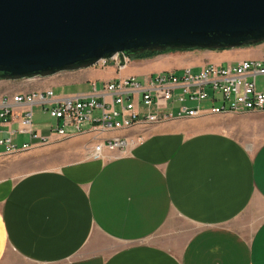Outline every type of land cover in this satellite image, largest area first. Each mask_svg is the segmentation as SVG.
Masks as SVG:
<instances>
[{
    "label": "crops",
    "instance_id": "1",
    "mask_svg": "<svg viewBox=\"0 0 264 264\" xmlns=\"http://www.w3.org/2000/svg\"><path fill=\"white\" fill-rule=\"evenodd\" d=\"M204 55L210 61L202 60L200 69L224 67V59L236 60L231 66L264 61V43ZM145 64L64 72L45 87L19 93L90 95L94 84L101 89L156 75ZM0 84V95H12L11 82ZM250 116L251 148L249 140L214 126L224 116L203 115L102 135L140 131L141 141L111 157L68 160L85 154L76 136L10 159L0 152V163L11 165L58 156L64 163L0 179V264H264V112ZM48 118L47 125L36 123L34 111L43 134L58 123ZM29 141L16 138L20 146Z\"/></svg>",
    "mask_w": 264,
    "mask_h": 264
},
{
    "label": "water",
    "instance_id": "2",
    "mask_svg": "<svg viewBox=\"0 0 264 264\" xmlns=\"http://www.w3.org/2000/svg\"><path fill=\"white\" fill-rule=\"evenodd\" d=\"M264 43V0H0V81L46 79L115 56Z\"/></svg>",
    "mask_w": 264,
    "mask_h": 264
},
{
    "label": "built area",
    "instance_id": "3",
    "mask_svg": "<svg viewBox=\"0 0 264 264\" xmlns=\"http://www.w3.org/2000/svg\"><path fill=\"white\" fill-rule=\"evenodd\" d=\"M131 59L118 55L97 66L106 67L113 62L121 71ZM192 71L187 68L181 72H161L145 81L129 77L104 83L101 89L94 84L90 95L64 97L53 89L0 95L2 154L15 155L87 133L106 135L203 115L264 112V91L258 90L257 83L264 77V61L247 60L227 67L207 64L197 74ZM205 102L212 107L202 109ZM37 106L58 122L46 134L34 125L33 109ZM15 122L17 129L11 126ZM19 136H28L30 141L20 146L16 143ZM141 140L139 137L136 142ZM133 144V139L127 137H105L95 156H102L104 148L126 151Z\"/></svg>",
    "mask_w": 264,
    "mask_h": 264
},
{
    "label": "rangeland",
    "instance_id": "4",
    "mask_svg": "<svg viewBox=\"0 0 264 264\" xmlns=\"http://www.w3.org/2000/svg\"><path fill=\"white\" fill-rule=\"evenodd\" d=\"M221 52H225L228 50H220ZM219 51H206V50H168L165 52H156L154 54H148L138 57H133L129 66L136 61V63L146 62L145 65L151 66L149 72L153 74H157L159 72L169 71V72H179L182 68L193 67V74L199 73L200 64L203 62L202 60L208 62L210 61L207 57H205L204 53H218ZM209 55V54H208ZM209 57V56H208ZM211 63V62H209ZM236 60H227L224 59L222 62L223 66L226 67L228 65L236 64ZM184 68V69H185ZM163 69V70H162ZM48 78L39 79L35 82L29 81H19V82H11L10 88L7 89V92L15 95L19 92H29L34 90L37 87H45ZM258 88H264V77H260L257 81ZM1 85V84H0ZM48 88V87H46ZM1 92V86H0ZM191 107L197 106L196 104H189ZM202 109H208L212 107L210 103H202ZM41 108V109H40ZM42 107H35V122H41L44 125L50 123V119L43 114H41ZM251 114H258L256 112H248L243 114H224V115H213V116H224L217 117L214 121V126L220 128L227 134H230L236 138H241L243 140H249V147L252 146V141L256 138L255 133L253 131V122L254 120L250 116ZM254 116V115H253ZM139 133H122L119 136L127 137L129 139H133L136 142V139L139 138ZM79 140L77 146L80 149H85V154H72L69 156L68 160L77 161L81 158H87L96 155V148L103 144L105 137L102 135H97L96 133H87L76 136ZM60 141V142H64ZM47 146H39L38 149H44ZM125 150H111L109 148H104L101 155H105L106 157H111L117 155L119 153H123ZM0 152H3L0 149ZM28 152V151H27ZM26 152L15 154V155H4L5 159H10L14 156L23 155ZM58 160H61V157H54L53 159L46 161L45 163H22L21 165H11V163H0V179L5 178L7 176H12L15 179H20L24 175L33 172L35 170L42 169H56L64 163H57Z\"/></svg>",
    "mask_w": 264,
    "mask_h": 264
},
{
    "label": "trees",
    "instance_id": "5",
    "mask_svg": "<svg viewBox=\"0 0 264 264\" xmlns=\"http://www.w3.org/2000/svg\"><path fill=\"white\" fill-rule=\"evenodd\" d=\"M154 53H156V52H153V53H146V54H144V55H148V54H154ZM141 56H143V55H141Z\"/></svg>",
    "mask_w": 264,
    "mask_h": 264
},
{
    "label": "bare ground",
    "instance_id": "6",
    "mask_svg": "<svg viewBox=\"0 0 264 264\" xmlns=\"http://www.w3.org/2000/svg\"><path fill=\"white\" fill-rule=\"evenodd\" d=\"M97 155H99V153H97Z\"/></svg>",
    "mask_w": 264,
    "mask_h": 264
}]
</instances>
